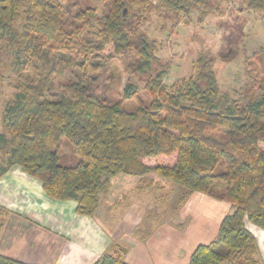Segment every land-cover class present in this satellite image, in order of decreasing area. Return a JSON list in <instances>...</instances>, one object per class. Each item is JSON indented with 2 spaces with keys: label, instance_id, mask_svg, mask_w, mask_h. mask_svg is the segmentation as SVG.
Returning a JSON list of instances; mask_svg holds the SVG:
<instances>
[{
  "label": "trees",
  "instance_id": "16d2710c",
  "mask_svg": "<svg viewBox=\"0 0 264 264\" xmlns=\"http://www.w3.org/2000/svg\"><path fill=\"white\" fill-rule=\"evenodd\" d=\"M234 1L237 12L264 18V0ZM84 2L0 0V35L15 42L18 54L0 133V175L17 167L48 197L73 200L76 213L89 217L115 182L161 178L181 189L178 210L195 192L230 205L216 237L198 244L188 264H258L245 221L264 230V43L252 69L246 61L250 80L235 99L220 90L210 50L197 53L189 76L168 85L169 65L156 56L158 42L142 24L152 14L176 23L194 14L201 22L222 14L214 0H101L99 10ZM237 15L232 21L240 32ZM234 36L223 35L221 60L235 53ZM115 62L143 82L144 98L130 84L118 97ZM62 138L78 164H59ZM127 252L126 244L111 242L88 264H129ZM0 264L33 263L0 254Z\"/></svg>",
  "mask_w": 264,
  "mask_h": 264
},
{
  "label": "crops",
  "instance_id": "0c3cea01",
  "mask_svg": "<svg viewBox=\"0 0 264 264\" xmlns=\"http://www.w3.org/2000/svg\"><path fill=\"white\" fill-rule=\"evenodd\" d=\"M124 203L112 205V211ZM0 207L5 210L0 254L33 264H88L111 242L128 246L129 264H188L194 248L216 237L221 219L230 211L229 203L195 192L178 210L177 224L160 218L153 230L140 235L137 216L119 233L114 222L110 233L100 218L95 219L99 206L93 216L80 215L75 201L48 197L37 179L17 167L0 175ZM245 226L256 239L258 264H264V230L248 220Z\"/></svg>",
  "mask_w": 264,
  "mask_h": 264
},
{
  "label": "rangeland",
  "instance_id": "374dc122",
  "mask_svg": "<svg viewBox=\"0 0 264 264\" xmlns=\"http://www.w3.org/2000/svg\"><path fill=\"white\" fill-rule=\"evenodd\" d=\"M86 1L98 10L101 7V0ZM214 1L213 3L217 4L222 14L210 13L201 22L197 19L198 15L193 14L189 18H184L183 22L181 19L177 23L174 19H164L152 14L148 16L141 28L150 38L157 40L156 56L169 65L167 76L164 79L165 83L170 85L173 81L189 76L197 53L200 50H210L216 56L214 68L220 90L230 99H235L240 96L243 87L250 80L246 71V61L253 62V65L247 69H252L255 63H258L257 59L252 56L261 50L264 43V18L260 12L256 11L237 12L239 5L237 1ZM83 3H85L84 0H81V4ZM236 13H238L237 20L242 24L240 32L235 31L236 23L232 21ZM185 19L188 22H185ZM228 30L235 33L232 37L236 40L232 45L235 53L230 59L221 60L218 53L227 46L223 35ZM17 55L15 42H12L6 35H0V133H5L4 125L8 122L5 109L15 92ZM115 65L121 72L120 85L117 88L118 97H121L123 87L130 84L132 89L144 98L143 82L123 70L121 62H115ZM220 131L223 133L224 129ZM57 154L58 162L63 166H74L80 161L64 138L60 140ZM2 155L3 151L0 149V165L4 162ZM150 180V177H144L135 178L130 184L115 182L114 187H110L106 195L100 196V205L95 219L100 218L99 220L104 222L110 233L112 232L111 225L114 222L117 223L115 232L119 233L129 226L132 218L139 216L141 221L136 228V233L140 235L153 230L160 218L166 217L177 224L180 220L177 217V206L181 189L161 178L151 184ZM124 192H126V197L121 196ZM115 200L126 202L121 206L117 205L112 211L111 206ZM187 219L179 224L180 228L188 223L190 219Z\"/></svg>",
  "mask_w": 264,
  "mask_h": 264
},
{
  "label": "water",
  "instance_id": "95a60500",
  "mask_svg": "<svg viewBox=\"0 0 264 264\" xmlns=\"http://www.w3.org/2000/svg\"><path fill=\"white\" fill-rule=\"evenodd\" d=\"M123 11H125V10H123Z\"/></svg>",
  "mask_w": 264,
  "mask_h": 264
}]
</instances>
